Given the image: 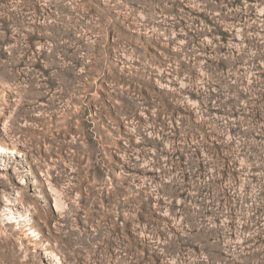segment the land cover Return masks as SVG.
<instances>
[{
  "label": "rangeland",
  "instance_id": "obj_1",
  "mask_svg": "<svg viewBox=\"0 0 264 264\" xmlns=\"http://www.w3.org/2000/svg\"><path fill=\"white\" fill-rule=\"evenodd\" d=\"M0 264H264V0H0Z\"/></svg>",
  "mask_w": 264,
  "mask_h": 264
},
{
  "label": "bare ground",
  "instance_id": "obj_2",
  "mask_svg": "<svg viewBox=\"0 0 264 264\" xmlns=\"http://www.w3.org/2000/svg\"><path fill=\"white\" fill-rule=\"evenodd\" d=\"M6 152V149L5 148H3V147H0V153H5Z\"/></svg>",
  "mask_w": 264,
  "mask_h": 264
}]
</instances>
